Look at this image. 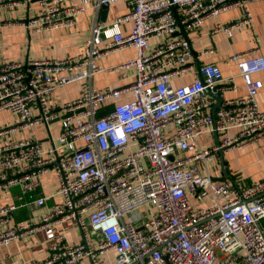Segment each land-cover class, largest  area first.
<instances>
[{"label": "built area", "instance_id": "1", "mask_svg": "<svg viewBox=\"0 0 264 264\" xmlns=\"http://www.w3.org/2000/svg\"><path fill=\"white\" fill-rule=\"evenodd\" d=\"M116 1L38 0L37 13L18 23L35 32L70 27L88 8ZM122 1L130 10L110 22L95 18L81 52L0 65V111L17 116L12 129L46 130L44 137L32 133L0 144V187L34 192L32 206L42 208L12 224L20 206H0V244L44 231L50 253L36 264H264V178L241 186L214 179L211 170L222 150L264 135L257 101L264 83L253 78L264 72V56L256 48L232 54L247 93L215 108L211 92L235 90L236 75L225 77L215 62L197 68L185 37L230 8L243 12L215 32L250 24L254 0ZM20 4L0 0V8ZM128 46L136 49L133 58L101 63ZM132 68L130 82L93 84L99 72L126 79ZM75 81L83 82L76 96L54 100L60 87ZM204 133H216L218 141L203 145ZM49 172L57 183L47 192L41 186ZM189 194L205 205L196 209ZM69 221L80 231L78 240L60 230Z\"/></svg>", "mask_w": 264, "mask_h": 264}, {"label": "crops", "instance_id": "2", "mask_svg": "<svg viewBox=\"0 0 264 264\" xmlns=\"http://www.w3.org/2000/svg\"><path fill=\"white\" fill-rule=\"evenodd\" d=\"M20 1L21 4L16 7L0 8V65L7 61L20 60L27 66L35 59L63 58L75 55L82 51L95 18L101 22H110L118 15L127 13L131 8L128 2L120 0L108 3L104 17H102L101 6L97 11L88 8L78 16L74 26L35 32L18 22L37 13L38 0ZM249 6L253 16L252 22L236 27L231 33L215 32L214 29L218 23L229 24L237 20L243 12L240 7L230 8L215 16H209L200 27L185 33V37L191 44L193 60L197 68L206 62H215L220 66L225 77L236 75L237 88L223 93V100L245 96L247 93L238 66L231 58L232 54L256 48L257 54L264 56V0H254ZM101 18H104L103 21ZM131 26V21L122 24L124 31L130 30ZM135 55L136 49L128 46L104 56L101 63L104 66H111L131 59ZM134 71V68L128 70L126 79H121L116 71L99 72L94 76L93 84L99 88L117 87L132 81ZM195 77L196 73L190 74L183 80L176 81V84L189 82ZM253 78L264 83V72L254 73ZM82 83L75 81L60 87L53 96L54 100L60 102L76 96ZM257 101L261 109L264 110V85L258 90ZM101 111H105V108H102ZM17 121L18 119L9 110L0 111V132L4 131L0 134V144L5 141L24 139L31 136L32 133L39 135L41 130L39 127H36L35 130L18 127L12 129L17 125ZM58 125V122L53 125L55 132ZM39 136L41 137V135ZM199 140L203 145L210 146L218 141V136L216 133H204ZM211 167L214 179L221 180L222 177H225L224 180L235 181L241 186L264 178V135L242 147L222 150L213 158ZM226 168L229 169V172L225 170ZM56 183L55 174L49 172L43 177L41 187L50 192L55 188ZM36 197V193H24L19 186H12L9 189L0 187V206L10 202L20 206L11 213L12 224L42 210V208L32 206ZM51 202L52 200H49L48 203ZM261 225L264 227V219L261 220ZM60 230L71 240L79 239L80 231L74 222H64L60 225ZM49 245L50 242L47 241L42 230L0 244V264H36L48 257Z\"/></svg>", "mask_w": 264, "mask_h": 264}, {"label": "water", "instance_id": "3", "mask_svg": "<svg viewBox=\"0 0 264 264\" xmlns=\"http://www.w3.org/2000/svg\"><path fill=\"white\" fill-rule=\"evenodd\" d=\"M107 6H108V3H102L101 4V8H102V10H103V12H102V17H104V15H105V12H106V8H107ZM103 19L104 18H101V20L103 21ZM210 91V90H209ZM214 96H215V98H216V100H217V103H216V105H215V108H217L220 104H221V102L223 101V98H222V96H221V94L220 93H213V92H211ZM227 172H229V169L228 168H226L225 169ZM225 179V177H222L221 178V180H224Z\"/></svg>", "mask_w": 264, "mask_h": 264}, {"label": "rangeland", "instance_id": "4", "mask_svg": "<svg viewBox=\"0 0 264 264\" xmlns=\"http://www.w3.org/2000/svg\"><path fill=\"white\" fill-rule=\"evenodd\" d=\"M15 117L17 119V116H15ZM45 133H46V130L43 127H41V130L39 131V135H41V137H44ZM211 170H212V167H211ZM212 173H213V171H212ZM189 197H190V200L192 201V203L195 205L196 209L202 208V205H205L204 203L200 204L199 200L193 194H189ZM207 203H209V202H207Z\"/></svg>", "mask_w": 264, "mask_h": 264}]
</instances>
